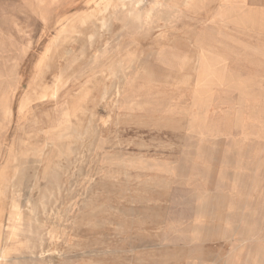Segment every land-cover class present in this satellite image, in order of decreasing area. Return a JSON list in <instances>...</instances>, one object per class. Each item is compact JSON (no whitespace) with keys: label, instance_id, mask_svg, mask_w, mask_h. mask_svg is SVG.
Masks as SVG:
<instances>
[{"label":"bare ground","instance_id":"6f19581e","mask_svg":"<svg viewBox=\"0 0 264 264\" xmlns=\"http://www.w3.org/2000/svg\"><path fill=\"white\" fill-rule=\"evenodd\" d=\"M257 1L8 4L0 264H264V142L242 122L250 74L225 54L261 30ZM115 219L133 233L118 248L79 236ZM141 236L153 263L126 255Z\"/></svg>","mask_w":264,"mask_h":264},{"label":"rangeland","instance_id":"374dc122","mask_svg":"<svg viewBox=\"0 0 264 264\" xmlns=\"http://www.w3.org/2000/svg\"><path fill=\"white\" fill-rule=\"evenodd\" d=\"M257 2L258 3L255 6V10L261 16V30H239L241 31V34L243 36L242 38L244 40V44L239 45V48H236L235 50L236 52H233L232 50L229 52L227 51L225 54L227 60L240 67L246 76H249L250 74L251 79L248 83H246V85L252 88H249L247 91H245L241 97L242 122L251 134L254 133L255 135H258V137H262V141L264 142V0H259ZM19 15L21 14L19 13ZM37 28H41V25H37ZM4 41L5 39L0 33V48L3 46ZM7 45L10 47V49L12 48L13 51H18L17 44L15 42L10 41ZM99 111L102 114L105 113L103 109H100ZM114 148L115 147H112L113 150ZM89 165L91 164L87 160V157H85L84 161L82 163H79L78 166L87 167ZM263 172L264 163L261 164V173ZM103 174L107 175L108 172L104 171ZM92 178V173L85 172L81 177L78 178V182L83 184L88 183ZM27 207L28 206H23V209ZM171 207H173L171 211L176 212L177 215L182 211V215L185 218H189L191 216L190 206ZM115 221L116 222H114L111 226L83 227L79 231V236L82 239L90 238L93 245H101L104 243L110 245L111 247L118 248L125 242L131 240L130 236L133 235V233H131L130 231H119L117 221H120V219H115ZM58 222L59 221L56 220L54 217H50L49 221L47 222V229L53 231L54 229H56ZM127 223L131 222L128 221ZM102 233H108L109 236H100V234ZM72 240L73 236H69L67 238V241L69 242ZM132 240L135 244L138 245V248L134 251H131L130 253H127L126 255H134L135 258L139 255V258L151 261L152 263L154 262V260H156L154 257L150 256L152 251L149 248H146L147 242L145 241L143 236H141L140 238L135 237ZM208 249H210V251L215 254L219 252L218 248L214 246L208 247ZM79 256L82 258L90 257L88 254H83ZM114 257V254H107L101 256L100 258H102L103 260L108 259L114 262L116 259ZM211 258L212 257H210V259ZM116 261H119V264H130V260L127 259V257L116 259ZM207 263L211 264L212 261L207 260Z\"/></svg>","mask_w":264,"mask_h":264},{"label":"crops","instance_id":"0c3cea01","mask_svg":"<svg viewBox=\"0 0 264 264\" xmlns=\"http://www.w3.org/2000/svg\"><path fill=\"white\" fill-rule=\"evenodd\" d=\"M20 1L21 0H0V17H8V18H11V16L13 14H12V10L10 9V6H8V4H17ZM32 1H36V0H32ZM43 16L42 15H39V17H41V18ZM4 28L6 29V27H4ZM0 33L2 35H5V32H4V30H3L2 27H0Z\"/></svg>","mask_w":264,"mask_h":264}]
</instances>
